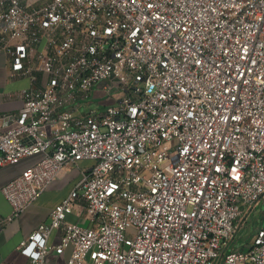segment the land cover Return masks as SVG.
I'll list each match as a JSON object with an SVG mask.
<instances>
[{
  "label": "built area",
  "instance_id": "built-area-1",
  "mask_svg": "<svg viewBox=\"0 0 264 264\" xmlns=\"http://www.w3.org/2000/svg\"><path fill=\"white\" fill-rule=\"evenodd\" d=\"M0 54L30 80L5 94L0 168L40 156L1 187L0 233L91 161L28 264H264V228L233 245L264 199V0H0Z\"/></svg>",
  "mask_w": 264,
  "mask_h": 264
},
{
  "label": "crops",
  "instance_id": "crops-1",
  "mask_svg": "<svg viewBox=\"0 0 264 264\" xmlns=\"http://www.w3.org/2000/svg\"><path fill=\"white\" fill-rule=\"evenodd\" d=\"M7 70V58L0 54V114L8 110H18L21 106L20 100L7 101L5 99V94L8 91H16L30 84L28 78H8ZM39 157V155L25 157L16 164H6L0 168V214H8L11 211V206L3 195L1 187ZM88 162L91 163L89 160H81L77 165L65 167L49 184L39 199L5 227L0 233V264L29 263L28 256L19 249L21 240L28 237L40 223L50 221L52 208L71 192L75 183L81 178V170L85 168L83 166ZM81 212L82 206L77 204L74 212L69 214L68 219L88 223ZM60 235L61 230L55 229L50 241L58 242ZM69 254V250L64 254L53 253L47 264H66Z\"/></svg>",
  "mask_w": 264,
  "mask_h": 264
},
{
  "label": "rangeland",
  "instance_id": "rangeland-1",
  "mask_svg": "<svg viewBox=\"0 0 264 264\" xmlns=\"http://www.w3.org/2000/svg\"><path fill=\"white\" fill-rule=\"evenodd\" d=\"M92 98L95 97L92 96ZM88 166H90V162L83 167ZM261 228H264V199L259 200L256 205L246 213L242 228L237 234L233 245L243 246L245 249H248L251 246L252 237Z\"/></svg>",
  "mask_w": 264,
  "mask_h": 264
},
{
  "label": "trees",
  "instance_id": "trees-1",
  "mask_svg": "<svg viewBox=\"0 0 264 264\" xmlns=\"http://www.w3.org/2000/svg\"><path fill=\"white\" fill-rule=\"evenodd\" d=\"M236 246V245H235ZM236 247H239V248H244L243 246H236Z\"/></svg>",
  "mask_w": 264,
  "mask_h": 264
}]
</instances>
